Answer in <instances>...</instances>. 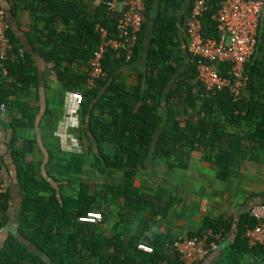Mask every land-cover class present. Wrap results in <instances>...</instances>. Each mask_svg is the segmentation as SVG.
<instances>
[{
    "label": "trees",
    "instance_id": "16d2710c",
    "mask_svg": "<svg viewBox=\"0 0 264 264\" xmlns=\"http://www.w3.org/2000/svg\"><path fill=\"white\" fill-rule=\"evenodd\" d=\"M6 1L13 2L10 8L12 14L20 9L45 14L43 20L47 43L42 54L47 61L54 62L53 73L66 89L69 88L71 76L65 69L61 70L62 63L70 65L82 60L87 65L98 42V27L113 30V21L104 5L108 0H104L95 14L91 11L90 2L96 0ZM184 1L160 0L159 9L152 17L149 39L146 32L153 0L148 1V20L138 33L133 57L126 62L132 64L145 51V68L138 73L132 90L117 81L115 72L125 61L121 56L115 60V53L106 54L103 61L106 76L97 81L94 89L86 88V75L79 78L80 88L76 91L83 98L79 117L82 123L87 122L93 134L96 160L102 164L103 170L122 171L126 183L108 186L94 193L87 183H80L77 196H69L63 192L62 186L50 187L39 180V164L26 162L18 168L22 199L16 219L17 236L9 235L4 239L0 264H183L171 248L175 238L144 234L153 219L143 217L142 213L150 209V215L156 216L162 194L160 191L153 196L141 194L135 186L139 169L146 166L151 157L157 156L180 159L177 167L183 169L188 165L182 159L185 155L183 149L197 148L205 153L204 160L215 168L216 179L224 182L232 174L231 167L237 156L255 162L259 160L260 152L264 151V56L259 57L258 54L255 58L254 55L246 64L245 84L239 101L233 99L228 89L210 96L205 93L198 122L189 124L186 120L182 124V113L176 110L175 104L185 100L194 107L195 101L189 97L193 94L194 84L198 83L203 89L197 79L192 56L188 50L186 53L182 49L183 41L186 48L184 24L189 9L181 21L182 35L178 32L176 16L167 15L170 9L177 13ZM219 2L207 0L202 23L204 34L215 38H219V32L211 17ZM0 7L4 9L1 3ZM56 23L64 27L63 32L56 30ZM263 34L264 28L260 27L257 44L260 52L262 42L259 41H263ZM113 60L118 66H108ZM28 64L30 62L27 60L13 62L10 58L7 62L8 78L14 79L22 86L21 89L34 84L30 73L32 68ZM180 69L182 71L179 72ZM221 72L228 76L224 65ZM9 94L10 91L0 84V107L3 103L6 108ZM23 118L31 119V116L23 111ZM27 125L23 120H18L14 127ZM105 145L111 146L113 151H105ZM30 150L29 142L22 152ZM68 182L71 185V181ZM108 193L123 200L124 214H118L122 223L126 224L127 218L139 214L135 233H130L124 227L120 233L110 231L104 234L99 231L100 221L89 223L80 220L89 213H98L99 202H104ZM1 198L0 230L7 223L1 217L7 207V194L2 192ZM170 200L173 199L165 203L163 211L172 204ZM255 224L256 220L250 212L241 214L238 219L206 217L199 231L186 236H194L204 228L230 234L231 244L211 254L216 256L215 264H241L246 258L264 264V246L249 247L244 238L246 230ZM142 242L152 249L151 253L138 250L137 246ZM105 247L107 253L104 252ZM38 252H43L47 261H43Z\"/></svg>",
    "mask_w": 264,
    "mask_h": 264
},
{
    "label": "crops",
    "instance_id": "0c3cea01",
    "mask_svg": "<svg viewBox=\"0 0 264 264\" xmlns=\"http://www.w3.org/2000/svg\"><path fill=\"white\" fill-rule=\"evenodd\" d=\"M190 1L185 0L177 13H174L171 9L167 12L169 17L176 16L179 35L183 34V30L180 31V25L183 16L188 12ZM103 2L104 0L90 2L93 14L97 12V9ZM0 3L6 11L10 37L13 42L10 59L13 62L29 61L30 65H28L32 68L30 73L34 79L33 85H30L26 89H21V85L16 83L14 79L8 78L7 75H3L0 71V84L3 85L4 89L10 91L5 110L2 111L0 107V189L3 193L7 194V207L1 213V217L7 220L5 226L0 230L1 250L4 239L12 235L10 228H14L17 235L16 219L20 211L22 199L18 168L24 166L26 162L31 161L33 158L35 142H47L49 140L67 142L78 134L76 131H78L80 109L74 115L71 122L68 123L65 118L66 104L71 93H79V91H76L80 88L78 85L79 78L86 75L87 65L82 60L79 63L73 62L70 65L62 63L61 70L65 69L66 73L71 76L69 88H64L53 73L54 62L47 61L42 54L46 49L47 43V31L44 28L43 20L45 14L40 11L33 12L29 9H20L12 14L10 11L12 1L0 0ZM159 5L160 0H153V10L150 12L151 19L159 9ZM54 26L58 32L64 31V27L61 24L56 23ZM261 42L259 41V43ZM182 49L187 53L184 41L182 42ZM257 50L259 54V49ZM144 52L143 50L141 57L131 65H128V67L124 65L125 63L118 66L114 60V62L108 63V66L109 64L118 66L115 76L118 77L119 81L127 89H131L132 85H135L136 80L134 77H137L136 73L145 68L146 57ZM114 58L116 60L119 57L115 55ZM185 68H187V65H185ZM124 76L127 78L131 77L134 80L129 82V80H124ZM23 111L27 112L31 116V119L23 118ZM18 120H23L28 125L26 127L15 128L14 124ZM60 123H64V125L60 126ZM29 142L31 150L29 152H22L25 144ZM14 157L17 159L14 160ZM235 171L232 169V174L224 182H220L228 184V186H223V189L224 187H228V189L236 191V194L234 193L230 196L226 192L223 201L220 199L213 200V202L207 203V206H203L200 203L198 205L200 206L199 208L193 207L194 210H191L190 215L180 214V218L176 219V222H173L174 227L172 229L167 227L165 230L159 231V233L171 238L186 236L189 233L199 231L203 226L205 218H212L210 215L212 212L216 214L214 215L216 218L213 219L221 217L224 219H238L241 214L250 212L253 206L263 203V197L253 195L256 191L254 179L256 178L255 174L258 173V169L255 166L253 167V165L243 163ZM227 199L231 200L226 202ZM177 207L174 204L171 206L173 211L170 218L173 217L174 213L178 212ZM104 252H108L106 247L104 248ZM215 257V255L208 256L202 264H215Z\"/></svg>",
    "mask_w": 264,
    "mask_h": 264
},
{
    "label": "built area",
    "instance_id": "2783aa9c",
    "mask_svg": "<svg viewBox=\"0 0 264 264\" xmlns=\"http://www.w3.org/2000/svg\"><path fill=\"white\" fill-rule=\"evenodd\" d=\"M149 0H108L104 3L106 13L113 21V30L98 27V42L87 61L85 86L92 90L97 81L106 76L103 61L106 54L115 53L125 62L134 55L138 33L146 22ZM207 0H192L185 24L186 50L192 56L197 68V79L207 96L224 89L235 101L242 98L245 84V67L257 53L259 29L264 14V0H220L211 19L215 22L219 38L204 34L203 17L207 11ZM13 49L9 24L5 10L0 7V71L8 74L7 62ZM227 68L228 76L221 72ZM83 98L71 93L66 104V120L71 122L79 111ZM1 110L5 106L1 103ZM64 123H60V126ZM0 189V203L1 198ZM250 215L255 218L254 227L246 230L244 238L249 247L264 246V202L253 206ZM100 213H89L80 218L83 222L100 221ZM230 234L204 228L194 236H179L171 244L173 253L183 264H202L219 246L229 239ZM138 250L151 253L152 249L143 243Z\"/></svg>",
    "mask_w": 264,
    "mask_h": 264
},
{
    "label": "rangeland",
    "instance_id": "374dc122",
    "mask_svg": "<svg viewBox=\"0 0 264 264\" xmlns=\"http://www.w3.org/2000/svg\"><path fill=\"white\" fill-rule=\"evenodd\" d=\"M151 23L152 19L150 16L146 32L148 39L151 35ZM180 28V31H182V25H180ZM262 56H264V39L261 45V52L259 51V57ZM124 65L128 67L131 64H126L125 62ZM183 67L185 68V65ZM138 73H136L137 77ZM137 77L135 76L134 79L137 80ZM134 79L124 76V80H129V82H132ZM117 81L121 83L118 78ZM193 82L195 83L196 79ZM189 97L195 101L194 107L185 100L184 102L175 104L176 110L182 113L180 116L182 124H185L186 120H188L189 124L198 122V113L201 110L202 102L206 98L205 92L198 83L194 84L193 94ZM79 116L80 114L78 115V131H76L78 134L73 139H69L67 142L60 140L35 142L33 160L31 159L28 162L39 164L40 169L37 177L39 180H43L49 184L48 186L50 187L56 188L58 185L62 186L63 192L69 196H77L80 183H87L89 190L93 193L105 190L108 186L116 187L124 185L126 179L122 171L103 170L102 164L96 160L97 151L92 142L93 134L87 122L82 123ZM105 151L111 153L113 149L111 146L105 145ZM183 151L185 155L182 159L188 164L185 168L177 167L180 165V159H166L157 156L155 158L151 157L147 165L141 167L135 176V186H137L141 194L153 196L158 191L162 194V201L159 203L158 214L156 216L150 215V209L142 213L143 217H151L153 219L149 230L145 234H160L159 231H163L167 227L172 229L174 227L173 222H176V219L180 218V214L190 215L191 210H194L193 207L199 208L200 206L198 205L200 203L203 206H207V203H211L213 200L220 199L223 201L226 192L230 196L234 193L236 194V191L228 189V187H224L223 189V186H228V184H222L220 181H217L215 178L216 170L204 160L205 153L202 150L184 148ZM243 163L253 165V167L255 166L258 169V173L255 174L256 178L254 179L256 191L253 195L264 198V151L260 152L257 162L241 159L237 156L231 168L236 172L235 170ZM68 181H71V185ZM170 198L173 199L172 201L170 200L172 204L168 209L163 211L165 203ZM230 200L227 199L226 202ZM99 204L100 207L97 209V212L102 214L99 223L100 232L104 234H108L110 231L120 233L124 227L128 228V231L132 234L138 230L139 214L127 218L126 224L122 223L118 215L119 213L124 214L122 199H117L108 193L107 199L104 202H99ZM173 204L174 206H178V212L174 213L173 217L170 218L173 211L171 206ZM210 215L212 218H216L214 217L215 213L212 212ZM20 239L22 238L20 237ZM142 243L145 244L144 242ZM84 258L88 259L86 255H84ZM256 262L253 258H246L242 260L241 264H261Z\"/></svg>",
    "mask_w": 264,
    "mask_h": 264
},
{
    "label": "water",
    "instance_id": "95a60500",
    "mask_svg": "<svg viewBox=\"0 0 264 264\" xmlns=\"http://www.w3.org/2000/svg\"><path fill=\"white\" fill-rule=\"evenodd\" d=\"M264 26V14H263V17H262V22H261V27ZM258 57V50H257V53L255 55V58ZM10 231L12 232V235L14 237H16L17 235L15 234V229L14 228H10ZM231 244V240H226L224 241L218 248V251H222L224 248H226L228 245ZM38 256L43 260V261H47V257L46 255L43 254V252H38Z\"/></svg>",
    "mask_w": 264,
    "mask_h": 264
}]
</instances>
